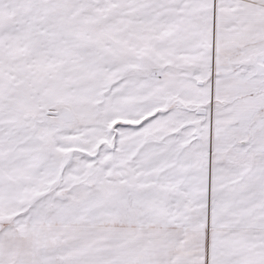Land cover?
Returning <instances> with one entry per match:
<instances>
[{"label":"snow or ice","instance_id":"6c2138e0","mask_svg":"<svg viewBox=\"0 0 264 264\" xmlns=\"http://www.w3.org/2000/svg\"><path fill=\"white\" fill-rule=\"evenodd\" d=\"M0 264H264V0H0Z\"/></svg>","mask_w":264,"mask_h":264}]
</instances>
